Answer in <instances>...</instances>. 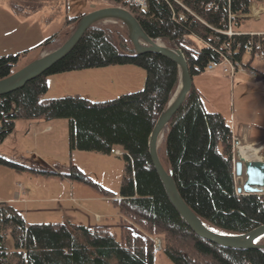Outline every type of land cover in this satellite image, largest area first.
Returning a JSON list of instances; mask_svg holds the SVG:
<instances>
[{"label":"trees","instance_id":"obj_1","mask_svg":"<svg viewBox=\"0 0 264 264\" xmlns=\"http://www.w3.org/2000/svg\"><path fill=\"white\" fill-rule=\"evenodd\" d=\"M103 1L98 8L125 7L151 38L181 49L193 78L206 71L209 62L221 59L220 53L227 52L225 47L231 50L232 59L243 60L246 54L243 45L247 35L229 38L217 30L228 28L229 11L248 12L250 0H225L222 4L216 0H147L145 12L122 0ZM179 12H185L186 19L180 20ZM84 14L67 15L64 27L70 29ZM70 32L53 34L21 53L0 56V79L20 69L19 63L31 51H52L61 46ZM111 65L145 69L144 87L101 101L79 94L45 97L49 74ZM257 81L264 85V71H259ZM178 82L179 68L173 60L153 52L137 55L121 22L101 21L44 74L0 96V144L19 119L68 118L71 149L110 154L114 146H120L125 163L120 197L113 199L120 214L119 236L107 226L27 223L19 208L0 201V264H154L156 238H161V251L174 264H264V249L229 248L199 237L171 203L154 168L150 135ZM160 147L161 161L172 172L181 196L208 226L240 234L264 225V194L237 191L233 127L221 113L206 110L194 84L171 119ZM0 164L19 172L59 175L3 156ZM60 175L103 196L112 194L76 166ZM8 238L12 248L6 244ZM260 242L264 243V237Z\"/></svg>","mask_w":264,"mask_h":264},{"label":"rangeland","instance_id":"obj_2","mask_svg":"<svg viewBox=\"0 0 264 264\" xmlns=\"http://www.w3.org/2000/svg\"><path fill=\"white\" fill-rule=\"evenodd\" d=\"M89 5V0H0V56L25 51L8 50L7 46H17L20 42L22 44L20 48H24L26 44L38 40L35 35L43 38L49 34L72 31L73 27L70 29L64 27L66 16L91 12L92 8ZM240 29L264 30V16L259 21L253 18L245 19ZM26 31L29 35L24 36L23 33L26 34ZM47 52L49 51L40 52L39 49L31 51L18 67H23ZM257 65L263 71L264 63ZM221 72V69H216L213 73L206 70L193 78L195 87L202 90L206 110L221 113L231 123L234 119L239 120V115L247 120L251 118L250 122L253 121V117L260 119L259 116L252 115L264 114V101L260 103L264 88L260 93L240 96L241 88L237 87L234 90L231 78L222 76L223 72L220 75ZM146 77V70L135 65H111L49 74L45 97L57 98L79 94L93 101L109 100L123 93L142 89ZM30 121L26 119L16 121L13 132L0 144V156L36 169L53 170L59 175L46 177L28 171L19 172L10 166L0 164V198L3 197V201H7L11 196L20 193L22 199L27 201L15 202L14 205L24 212L27 223L74 222L101 225L107 220L108 227L119 236L120 214L113 199L120 197L125 164L123 148L114 146L110 154L71 149L68 118L50 120L53 126L51 131H43L44 123L50 121L38 120L39 124L32 127L29 126ZM253 142L261 149L259 154L262 156L264 141ZM70 166L78 167L85 175L110 190L111 196H103L84 183L60 175L69 173ZM254 193L264 194V191ZM79 196V201L75 203L71 201L72 197L78 199ZM63 199L67 201L64 202ZM61 205L64 206L63 209ZM97 214L103 217V222H95ZM133 228L135 232H139L138 228ZM6 244L12 248L10 238ZM154 261V264H174L158 249Z\"/></svg>","mask_w":264,"mask_h":264},{"label":"water","instance_id":"obj_3","mask_svg":"<svg viewBox=\"0 0 264 264\" xmlns=\"http://www.w3.org/2000/svg\"><path fill=\"white\" fill-rule=\"evenodd\" d=\"M106 20H116L122 23L127 30L128 38L132 42L137 55L148 52L157 53L173 60L179 68L177 89L158 117L149 139V153L152 163L173 206L190 228L203 239L229 248L264 249V243L260 242V239L264 237V225L240 234L226 233L211 228L185 202L178 190L172 172L167 171L164 167L160 158L161 142H163L164 135L168 131L171 119L191 91L193 76L190 73L183 51L168 47L160 40L151 38L137 17L127 8L111 5L82 15L73 26L69 37L61 46L42 54L14 73L0 79V96L15 91L30 80L44 74L75 48L91 26ZM239 153L240 156L237 159L235 152V177L238 193L247 194L243 188V178H245L244 186L247 191L264 188V154L261 158L255 159L252 155H249L245 142L240 143Z\"/></svg>","mask_w":264,"mask_h":264},{"label":"built area","instance_id":"obj_4","mask_svg":"<svg viewBox=\"0 0 264 264\" xmlns=\"http://www.w3.org/2000/svg\"><path fill=\"white\" fill-rule=\"evenodd\" d=\"M130 6H135L139 10L145 12L148 9L147 0H122ZM219 3H224L225 0H216ZM230 1V0H229ZM103 0H89V6L91 8H96L99 3ZM187 11H190L186 9ZM192 12V11H190ZM264 16V0H250L248 12H233L229 11L226 15L228 19V28L225 30L218 29L219 34H226L229 38L238 35H247L248 41L243 45L245 55H249L250 58L257 60H264V30L259 31H243L240 29L241 24L247 18H253L257 21L261 20ZM185 12H179L178 18L180 20L186 19ZM225 19V16H223ZM240 46V45H239ZM227 52L222 51L220 53L221 59L211 61L207 64L206 70L213 71L216 69H221L224 74L229 77H234L239 71L249 72L255 79L258 78L259 71L250 67L249 64L243 62V60L232 59L230 57L231 50L227 47ZM229 55V56H228ZM156 249L162 248V242L160 239L155 240Z\"/></svg>","mask_w":264,"mask_h":264},{"label":"crops","instance_id":"obj_5","mask_svg":"<svg viewBox=\"0 0 264 264\" xmlns=\"http://www.w3.org/2000/svg\"><path fill=\"white\" fill-rule=\"evenodd\" d=\"M250 31H259V30H250ZM25 33L26 34L23 33L24 36L29 35L27 33V31ZM7 35H8V33H7ZM35 36L38 37V40L26 44L24 46V48H20V47H22V46H20L22 44H20V42H18L17 43L18 44L17 46H7V49L8 50H10V49H18V50H20V49H25V50L26 49H31L33 45L35 46V44L38 45V43L43 42L46 39L45 37L51 36V34L45 35V36H43V38L40 37L39 35H35ZM11 44H15V43H11ZM249 60H250L249 55H245L244 58H243V62H246L248 64V61ZM257 63H261L262 64V63H264V61L257 60V59H253L251 62H249V66L252 67V68H254V69H256V70H258V71H261V69H260V67H258ZM215 71L216 70H213V71H210V72L213 73ZM222 74L223 73L221 72L220 75H222ZM216 75H218V74H216ZM216 75H214V76H216ZM249 75H251V74L249 72H247V71H239L234 77H230L231 78V86H232V88H234V90L237 87L241 88L240 89L241 92L239 93L240 96L246 97V95H248L250 93H260L261 90H263V88H264V85L263 84H261L260 82H258L254 77H250ZM222 76H226L227 78L229 77V76L224 75V74ZM197 89L202 94V90L200 88H197ZM263 101H264V95L262 94L261 95V98H260V103H262ZM252 116H259L260 119H256V118L253 117L252 118L253 121L250 122V119L251 118H248V120H247L245 117H242L241 115H239V120L234 119V121H232L233 124L231 122H229V121L228 122L233 127L235 152H236V150L239 151L240 143L241 142H245L246 145H247V147H248V150H249V155L256 154V156H255L256 159H259V158H261V155L259 154V151L261 149L257 148L256 147L257 144L255 142H253V141H255V140H258L259 142H263L264 141V114L261 113V114L252 115ZM38 122H40V121H38V120H31L30 123H29V126L32 127L33 125L39 124ZM44 124H45V126L43 128L44 129L43 131H51L52 130V128H53L52 121L47 122V123H44ZM254 127H256V128H254ZM257 128H259V130ZM252 130H254V131L252 132ZM237 140L239 141V145L238 146H237V142H236ZM243 180H245V179H243ZM24 194H26V193H24ZM3 200H4L3 197L0 198V201H3ZM63 200L65 202L66 199H63ZM79 200H80V196H79L78 199L72 197V200L71 201H73L75 203V202H77ZM20 201L21 202H25L27 200H23L22 197H21V194L20 193L19 194L16 193L15 195H13L10 198H8L6 202H9V203H11V204L14 205L15 202H20ZM62 205H61V208L63 209L64 206H62ZM66 208H68V207H66ZM95 222L96 223L103 222V217H101L100 214H97ZM106 222H107V220H105V222L103 224H101V225L92 224V223L83 224V225H87V226H90V227H94V226H107L108 227L109 225H107ZM119 227H120V224H119Z\"/></svg>","mask_w":264,"mask_h":264},{"label":"bare ground","instance_id":"obj_6","mask_svg":"<svg viewBox=\"0 0 264 264\" xmlns=\"http://www.w3.org/2000/svg\"><path fill=\"white\" fill-rule=\"evenodd\" d=\"M236 142H237V146H238V144H239V141L237 140ZM161 143H163V142H161ZM251 155H252V154H251ZM239 156H240V153H239V151H238V150H236V157H237V159L239 158ZM252 156H253V157H255V156H256V154H253ZM255 159H256V157H255ZM243 179H245V178H243ZM244 184H245V180H244ZM244 184H243V188H244V190H245V193H254V192H260V191H264V188L255 189V190H252V191H247V190L245 189V186H244Z\"/></svg>","mask_w":264,"mask_h":264}]
</instances>
